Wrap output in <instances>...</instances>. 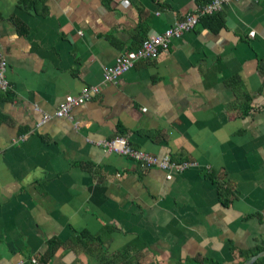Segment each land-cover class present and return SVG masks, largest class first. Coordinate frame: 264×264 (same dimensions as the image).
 I'll return each mask as SVG.
<instances>
[{
  "label": "crops",
  "instance_id": "1",
  "mask_svg": "<svg viewBox=\"0 0 264 264\" xmlns=\"http://www.w3.org/2000/svg\"><path fill=\"white\" fill-rule=\"evenodd\" d=\"M205 2L0 0V264H243L264 247V0L230 1L102 81ZM93 85L68 118L35 127ZM115 134L200 167L166 178L103 151Z\"/></svg>",
  "mask_w": 264,
  "mask_h": 264
},
{
  "label": "built area",
  "instance_id": "2",
  "mask_svg": "<svg viewBox=\"0 0 264 264\" xmlns=\"http://www.w3.org/2000/svg\"><path fill=\"white\" fill-rule=\"evenodd\" d=\"M230 1L238 0H206L198 8L190 9L181 14V17L166 27L161 33L149 35L139 42V45L132 50L118 54L110 66L103 68L102 81L105 83H115L117 78L137 60H148L153 58L160 50L166 49L173 38L178 37L182 32L192 29L201 17L209 16L219 12L223 6ZM258 1V0H251ZM79 32V31H78ZM80 33V32H79ZM253 35V31L247 33ZM5 60L0 55V91L4 92L9 88L4 78ZM99 86H85L77 94H66L56 106L52 114H41L35 127L41 126L51 117L68 118L70 109L97 96ZM35 110H38L34 107ZM22 138V137H21ZM103 151L129 157L142 166H154L169 178L171 173H179L187 168L200 167L196 162L189 160H172L167 155L157 157L139 149L133 148L124 135L115 134L107 139L97 142ZM207 168V165L204 166ZM32 263L34 259H30Z\"/></svg>",
  "mask_w": 264,
  "mask_h": 264
},
{
  "label": "trees",
  "instance_id": "3",
  "mask_svg": "<svg viewBox=\"0 0 264 264\" xmlns=\"http://www.w3.org/2000/svg\"><path fill=\"white\" fill-rule=\"evenodd\" d=\"M212 15H214V14H212ZM212 15H209V16H204V17H201V18H207V17H210V16H212ZM200 18V19H201ZM219 196H220V198H221V201H222V203L223 204H225V202H226V197H225V195H224V191L222 190V189H219ZM51 241H47V244H48V249H47V255H50L51 254ZM50 246V247H49ZM264 249V247H260V248H258V249H256V251H255V253L256 252H259V251H261V250H263ZM136 258H139L138 256H136ZM201 261V260H200ZM209 261V260H208ZM210 262V261H209ZM211 264H215V263H212V262H210ZM124 264H146V263H144V262H139L138 261V259H136V260H134V261H127L126 263H124ZM149 264H153V263H149ZM181 264H188V263H186L185 261H183ZM251 264H264V255H261V256H259V257H257Z\"/></svg>",
  "mask_w": 264,
  "mask_h": 264
},
{
  "label": "water",
  "instance_id": "4",
  "mask_svg": "<svg viewBox=\"0 0 264 264\" xmlns=\"http://www.w3.org/2000/svg\"><path fill=\"white\" fill-rule=\"evenodd\" d=\"M264 255V250H261L254 255L250 256L247 260L244 261L243 264H251L257 257Z\"/></svg>",
  "mask_w": 264,
  "mask_h": 264
}]
</instances>
